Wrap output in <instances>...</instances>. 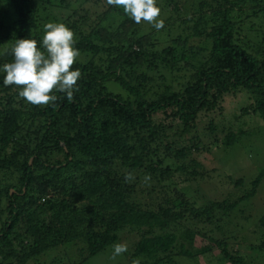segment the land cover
Instances as JSON below:
<instances>
[{
  "label": "trees",
  "instance_id": "16d2710c",
  "mask_svg": "<svg viewBox=\"0 0 264 264\" xmlns=\"http://www.w3.org/2000/svg\"><path fill=\"white\" fill-rule=\"evenodd\" d=\"M183 2L157 6L179 13ZM196 8L179 16L186 28L173 36L182 27L172 15L157 31L106 0H0V68L13 61L16 39H35L43 50L44 25L58 22L75 33L80 56L72 70L82 73L74 100L56 92L52 107L20 98V88L6 87L0 72V264H28L80 243L82 264L101 253L111 259L125 234L132 242L114 264H183L214 247L223 263L247 264L227 239L184 223L215 224V212L229 216L264 180L263 167L247 189L203 205L187 189L207 173L192 157L204 148L195 134L203 112L221 113L229 97L240 95L236 121L257 117L264 126V0H201ZM49 10L57 12L50 17ZM248 32L258 35L257 46ZM111 81L128 97L109 91ZM216 124L208 121L213 131ZM250 133L229 129L216 140L231 146ZM126 173L135 179L127 181ZM234 182L244 185L242 178ZM257 232L262 251L264 213ZM197 235L210 241L199 251Z\"/></svg>",
  "mask_w": 264,
  "mask_h": 264
},
{
  "label": "rangeland",
  "instance_id": "374dc122",
  "mask_svg": "<svg viewBox=\"0 0 264 264\" xmlns=\"http://www.w3.org/2000/svg\"><path fill=\"white\" fill-rule=\"evenodd\" d=\"M83 0H81L82 2ZM182 1V0H180ZM183 5L179 13L170 11H164L161 13L160 18L167 20L172 15V24L182 27L178 28L177 32L172 31V35L176 36L182 29L185 30L186 26L180 25L177 21L180 17H187L192 10H196V6L201 0H183ZM71 3V2H70ZM185 4V5H184ZM193 4L195 6H193ZM79 3H73L74 8L79 7ZM95 7L96 5L87 4ZM81 6V5H80ZM193 6V7H192ZM196 8V9H195ZM60 9V8H59ZM61 10V9H60ZM99 11V8L96 9ZM66 11V10H65ZM56 10H49L48 14L52 17V13ZM152 26V25H150ZM175 33L176 35H174ZM180 33V32H179ZM251 35V44L257 46L258 35L256 33H247ZM109 91L120 94L123 97H128V92L116 82H109ZM241 96L229 97L223 104V109L215 114L203 112V122L199 124L195 134L202 137L201 145L204 147L202 151L195 152L192 157H195L203 164V169L206 171V175L200 182L191 183L187 189L189 193L196 198L198 205H203L205 201L209 199H217L223 201L230 196V193L235 195L239 194L240 189H247L252 178H254L258 172L264 167V126L261 119L254 117L253 119H247V123L241 124V121H236L234 114L239 113L238 108L241 104ZM213 118L217 128L211 130L208 126V121ZM232 129L234 133H239L240 130L249 129L253 131L250 135H243L239 142L231 146H221L222 142H217L216 139H223L225 132ZM214 133V134H213ZM194 135L193 133L190 136ZM215 135L218 137H215ZM185 138L180 141L186 143ZM209 147L210 150L206 148ZM190 162L189 158L187 163ZM213 168H218L220 174L213 171ZM232 177V178H230ZM3 176L0 174V178ZM242 178L244 185L240 187L235 186V180ZM232 179V180H231ZM207 184V186H206ZM204 186V191L195 190L197 187L200 189ZM195 191V192H194ZM264 213V180L258 192L255 196L249 200L241 202L236 209H234L230 215H225L222 211L215 212V224H194L195 222H185V227L202 230V232H209V236H213L215 239L222 240L227 239V243L233 254L239 253L245 256V262L247 264H264V250H260L257 246L261 243L259 234L257 232L258 221ZM211 230V231H210ZM191 234V232H190ZM187 236V235H186ZM132 235H123L121 243L127 244L132 242ZM208 238V236H207ZM196 236V242L193 244L194 249L201 250L205 245L210 244L209 239ZM186 240V239H185ZM188 243V240H186ZM83 244H71L70 246H61L56 249H52L47 253L39 256L36 259L31 260L28 264H82L81 255L78 254L80 247ZM183 264H230L229 262L222 261L219 247H214L211 252H203L199 255L195 261L192 259L184 258L181 260ZM86 264H114V262L105 253H101L92 257Z\"/></svg>",
  "mask_w": 264,
  "mask_h": 264
},
{
  "label": "clouds",
  "instance_id": "9594fccd",
  "mask_svg": "<svg viewBox=\"0 0 264 264\" xmlns=\"http://www.w3.org/2000/svg\"><path fill=\"white\" fill-rule=\"evenodd\" d=\"M109 6L122 8L125 15L136 24L146 22L157 31L164 28V20L160 18L161 8L157 0H106ZM42 48L35 39H16L10 52L13 61L3 64L0 72L5 73L3 84L20 88L18 95L34 106H56L58 99L56 92L64 93L69 102L74 100V93L79 91L77 82L82 73L73 69L80 56L75 47L77 40L75 33L64 23L48 22L44 25ZM7 51V49H6ZM125 179H135L132 173H126ZM151 180L149 175L144 177L147 184ZM128 251L123 243L113 245L111 259ZM132 264H140L134 259Z\"/></svg>",
  "mask_w": 264,
  "mask_h": 264
},
{
  "label": "water",
  "instance_id": "95a60500",
  "mask_svg": "<svg viewBox=\"0 0 264 264\" xmlns=\"http://www.w3.org/2000/svg\"><path fill=\"white\" fill-rule=\"evenodd\" d=\"M12 192H14V190H12Z\"/></svg>",
  "mask_w": 264,
  "mask_h": 264
}]
</instances>
